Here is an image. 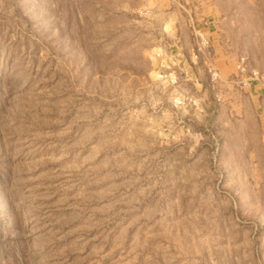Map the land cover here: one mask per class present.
Segmentation results:
<instances>
[{
    "label": "rangeland",
    "instance_id": "374dc122",
    "mask_svg": "<svg viewBox=\"0 0 264 264\" xmlns=\"http://www.w3.org/2000/svg\"><path fill=\"white\" fill-rule=\"evenodd\" d=\"M240 56L264 73V0H0V264H264Z\"/></svg>",
    "mask_w": 264,
    "mask_h": 264
},
{
    "label": "built area",
    "instance_id": "2783aa9c",
    "mask_svg": "<svg viewBox=\"0 0 264 264\" xmlns=\"http://www.w3.org/2000/svg\"><path fill=\"white\" fill-rule=\"evenodd\" d=\"M193 34L195 38V50L191 53V60H196V58H200L205 65V69L208 72V77L210 81H215L216 78H219L218 70L215 65L212 63L211 57L209 55V47L210 43L208 40L207 32L201 27L193 28ZM161 59L158 61L160 67L157 70V75L163 82L175 84L176 76L172 72L166 71L164 69V65L166 64V58L163 56V52H160ZM236 67L243 70L247 69L248 76L242 77L243 85H253L258 84L261 90V102L259 105V119L262 123H264V73L259 72L256 68H249L245 61L244 57L240 56L236 60ZM164 82V83H165ZM175 82V83H174ZM176 92H173L171 95V100L173 105L178 106H187L192 103L195 107H197L198 102L195 97H193V93L186 91L185 89H175ZM194 107V108H195Z\"/></svg>",
    "mask_w": 264,
    "mask_h": 264
},
{
    "label": "crops",
    "instance_id": "0c3cea01",
    "mask_svg": "<svg viewBox=\"0 0 264 264\" xmlns=\"http://www.w3.org/2000/svg\"><path fill=\"white\" fill-rule=\"evenodd\" d=\"M198 1H199V0H198ZM179 20H180V18H179ZM181 21L183 22V19H181ZM208 21H212V20H208ZM179 22H180V21H179ZM179 22H178V23H179ZM180 24H181V23H180ZM180 24H178V25H180ZM180 32H181V31H180ZM182 41H184V37H182ZM253 85H254L253 88H258V89L260 88L258 84H253Z\"/></svg>",
    "mask_w": 264,
    "mask_h": 264
},
{
    "label": "bare ground",
    "instance_id": "6f19581e",
    "mask_svg": "<svg viewBox=\"0 0 264 264\" xmlns=\"http://www.w3.org/2000/svg\"><path fill=\"white\" fill-rule=\"evenodd\" d=\"M165 82V81H164Z\"/></svg>",
    "mask_w": 264,
    "mask_h": 264
}]
</instances>
